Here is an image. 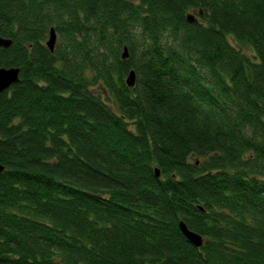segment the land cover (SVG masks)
I'll list each match as a JSON object with an SVG mask.
<instances>
[{
  "label": "trees",
  "instance_id": "1",
  "mask_svg": "<svg viewBox=\"0 0 264 264\" xmlns=\"http://www.w3.org/2000/svg\"><path fill=\"white\" fill-rule=\"evenodd\" d=\"M0 37V264H264V0H0Z\"/></svg>",
  "mask_w": 264,
  "mask_h": 264
},
{
  "label": "water",
  "instance_id": "2",
  "mask_svg": "<svg viewBox=\"0 0 264 264\" xmlns=\"http://www.w3.org/2000/svg\"><path fill=\"white\" fill-rule=\"evenodd\" d=\"M200 15L202 16L203 13L200 11ZM187 20L189 23L196 24L198 23L199 19L196 14H189L187 16ZM13 41L11 39L0 37V50L9 48L12 45ZM47 47L50 49L51 52H54L56 44H57V34L56 30L52 28L50 30V36L47 41ZM129 57L127 49L123 54V58L126 59ZM20 72L19 68H0V94L4 91L8 90L15 84H18L20 81ZM126 83L130 87H134L136 84V73L135 71H131L129 76L126 79ZM5 167L0 165V174L4 171ZM156 177H160V170H155ZM180 229L183 235L186 237L188 242L192 244L196 248H201L204 244V238L202 235L195 233L188 229L187 225L181 221L180 222Z\"/></svg>",
  "mask_w": 264,
  "mask_h": 264
},
{
  "label": "rangeland",
  "instance_id": "3",
  "mask_svg": "<svg viewBox=\"0 0 264 264\" xmlns=\"http://www.w3.org/2000/svg\"><path fill=\"white\" fill-rule=\"evenodd\" d=\"M230 43L237 49L241 50L244 54L248 55L251 60H255V55L249 49H247L246 47H241L232 38H230Z\"/></svg>",
  "mask_w": 264,
  "mask_h": 264
}]
</instances>
